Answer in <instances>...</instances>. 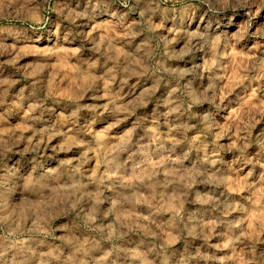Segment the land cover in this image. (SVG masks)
Segmentation results:
<instances>
[{"label":"rangeland","instance_id":"obj_1","mask_svg":"<svg viewBox=\"0 0 264 264\" xmlns=\"http://www.w3.org/2000/svg\"><path fill=\"white\" fill-rule=\"evenodd\" d=\"M0 264H264V0H0Z\"/></svg>","mask_w":264,"mask_h":264}]
</instances>
